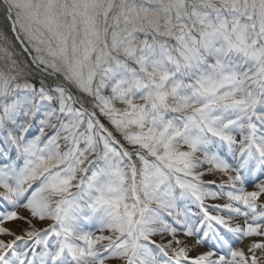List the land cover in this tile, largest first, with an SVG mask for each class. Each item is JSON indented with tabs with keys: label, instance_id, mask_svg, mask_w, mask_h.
<instances>
[{
	"label": "snow or ice",
	"instance_id": "6c2138e0",
	"mask_svg": "<svg viewBox=\"0 0 264 264\" xmlns=\"http://www.w3.org/2000/svg\"><path fill=\"white\" fill-rule=\"evenodd\" d=\"M0 18V264H264V0Z\"/></svg>",
	"mask_w": 264,
	"mask_h": 264
},
{
	"label": "trees",
	"instance_id": "16d2710c",
	"mask_svg": "<svg viewBox=\"0 0 264 264\" xmlns=\"http://www.w3.org/2000/svg\"><path fill=\"white\" fill-rule=\"evenodd\" d=\"M0 20H1V24L3 23V20H2V18H0Z\"/></svg>",
	"mask_w": 264,
	"mask_h": 264
},
{
	"label": "rangeland",
	"instance_id": "374dc122",
	"mask_svg": "<svg viewBox=\"0 0 264 264\" xmlns=\"http://www.w3.org/2000/svg\"><path fill=\"white\" fill-rule=\"evenodd\" d=\"M3 20V19H2ZM0 24H1V20H0Z\"/></svg>",
	"mask_w": 264,
	"mask_h": 264
}]
</instances>
